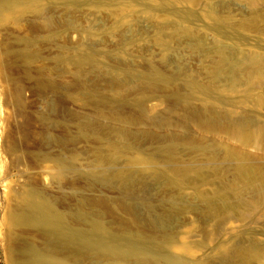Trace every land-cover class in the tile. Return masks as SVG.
<instances>
[{
  "label": "rangeland",
  "instance_id": "obj_1",
  "mask_svg": "<svg viewBox=\"0 0 264 264\" xmlns=\"http://www.w3.org/2000/svg\"><path fill=\"white\" fill-rule=\"evenodd\" d=\"M94 53L95 61H81ZM257 54L264 58L263 0H9L0 7V264H29L31 249L65 264H156L165 255L186 264H232L219 260L220 251L236 259V243L264 242V203L251 207L248 200L253 185L233 184L221 150L193 145L215 140L251 152V163L264 161V151L199 125L213 109H223L225 120L257 112L249 120L264 122V86L249 91L243 81L228 82L227 66L221 74L213 67L226 56L243 62ZM178 164L190 169L181 177L188 185L174 184ZM223 189L232 193L223 191L225 206L218 198L212 203L218 209L222 202L223 212L211 215L197 192L208 190L214 201ZM29 201L49 203L63 217L65 235L18 221ZM94 222L113 246L136 243L131 257L82 246L98 238ZM71 231L86 237L67 240Z\"/></svg>",
  "mask_w": 264,
  "mask_h": 264
},
{
  "label": "bare ground",
  "instance_id": "obj_2",
  "mask_svg": "<svg viewBox=\"0 0 264 264\" xmlns=\"http://www.w3.org/2000/svg\"><path fill=\"white\" fill-rule=\"evenodd\" d=\"M8 1L9 0H0V7H3L5 4H7L8 3ZM264 1V0H263ZM218 23H219V20L217 19V20H215V24H217L218 25ZM216 26V25H215ZM215 26H214V28H215ZM217 31V30H216ZM219 32V31H218ZM221 32V31H220ZM186 33V32H185ZM188 34H189V32H188ZM186 35V34H185ZM221 35H222V33H221ZM180 36V35H179ZM188 36H190V35H188ZM223 36V35H222ZM223 37H225V36H223ZM227 38V37H226ZM218 40V39H217ZM215 41H216V39H215ZM224 41V40H223ZM222 40H221V42H223ZM215 44V43H214ZM226 44V43H225ZM217 45H215L214 47H216ZM223 49V48H222ZM221 49V50H222ZM226 50V49H225ZM218 52H222V51H219V50H217V53ZM226 52V51H225ZM216 53V54H217ZM261 53V52H260ZM97 54V53H96ZM227 54L229 55V53H228V51H227ZM215 55V54H214ZM258 55V54H257ZM248 56V57H246V60L245 61H243V62H234L235 60L233 59V58H231L232 56L230 55V58L228 57V56H226V57H224V58H222L224 61H223V63L222 62H220V63H216L217 65L216 66H213L215 63L214 62H212V63H214V64H212V66L213 67H216V71L215 72H217V74H221V72H224V70H225V66H227V68H229V73L227 72L226 74H228L229 75V78L225 75V74H222V75H225L227 78H228V82L229 83H236L237 82V84L239 83V82H241V81H243V83L245 84V83H247L248 84V86H249V91H251L253 88H257V87H261V86H264V58H262V57H259V55L258 56ZM261 55H262V53H261ZM215 56H217V55H215ZM214 56V58L216 59V57ZM221 56V55H220ZM264 56V55H263ZM214 59V60H215ZM233 59V60H232ZM81 61L82 62H85V61H95V53L94 54H87V55H85L82 59H81ZM219 61V60H218ZM213 70V69H212ZM240 70H242L241 72H243V75H241L242 73H240ZM159 71V70H158ZM226 71V70H225ZM155 72H157V71H155ZM154 73V72H153ZM152 73V74H153ZM159 73H160V71H159ZM212 73H214V71L212 72ZM246 73V74H245ZM154 74H156V73H154ZM163 75H165V73L163 74ZM163 75H161V74H158L157 76H158V78H159V80H162V81H165V83L166 82H168L166 79H167V77L165 78ZM246 75V76H245ZM153 76V75H152ZM157 76L155 77V78H157ZM166 76V75H165ZM214 76H215V74H214ZM219 76V75H218ZM217 76V77H218ZM245 78H243V77ZM223 77V76H222ZM222 77H221V79H222ZM149 78V77H148ZM150 78H153V77H150ZM149 78V79H150ZM154 79V78H153ZM172 79V78H171ZM219 79V78H218ZM224 79V78H223ZM226 79V78H225ZM229 79H230V81H229ZM158 80V81H159ZM151 82H152V80H150ZM155 81V80H154ZM153 81V82H154ZM172 81V80H171ZM245 81V82H244ZM152 82V83H153ZM161 82V81H160ZM173 82V81H172ZM162 84H163V82H161ZM167 84V83H166ZM165 84V85H166ZM236 84V85H237ZM240 84V83H239ZM242 84V83H241ZM240 84V85H241ZM243 84V85H244ZM194 85V84H193ZM192 85V86H193ZM232 85V84H231ZM239 85V86H240ZM199 86V85H198ZM233 86V85H232ZM231 86V87H232ZM246 88V87H245ZM261 89H262V87H261ZM260 89V90H261ZM264 89V88H263ZM198 90V89H197ZM199 90H200V88H199ZM208 90V89H207ZM258 90V89H257ZM259 90V91H260ZM206 92V91H205ZM254 92H255V90L254 91H252V92H250V93H253L254 94ZM260 93H263V92H260ZM260 93H257L258 94V98H259V95H260ZM180 94V93H179ZM200 94V93H199ZM245 94H247V93H245ZM264 94V93H263ZM196 95H198V94H196ZM195 95V96H196ZM203 96V95H202ZM204 96H205V94H204ZM246 96H254V95H246ZM194 97V96H193ZM197 97V96H196ZM201 97V96H200ZM262 97H264V96H262V94H261V98ZM198 98V97H197ZM204 98V97H203ZM215 98V97H214ZM256 99L255 100H257V97H255ZM183 99V98H182ZM220 99V98H219ZM260 99V98H259ZM181 100V99H180ZM184 100H185V102H186V99L184 98ZM215 100V99H214ZM223 100V99H222ZM221 100V101H222ZM226 101L227 100H229V99H225ZM254 100V101H255ZM209 101V100H208ZM216 101V100H215ZM217 101H218V99H217ZM217 101H216V103H217ZM259 100H257V101H255V102H258ZM139 102V101H138ZM212 102H214V101H212ZM211 102V103H212ZM219 102V101H218ZM230 102L231 101H229V104H230ZM187 103V102H186ZM209 103V102H208ZM139 104V103H138ZM138 104L136 105V106H138ZM214 104V103H213ZM219 104V103H218ZM206 105V104H205ZM212 105V104H211ZM214 105H216V104H214ZM213 105V107H215ZM226 105H227V103H226ZM207 106V105H206ZM219 106V105H218ZM223 106V105H222ZM224 106H225V104H224ZM223 106V107H224ZM217 107V106H216ZM221 107V106H220ZM203 108V107H202ZM222 108V107H221ZM216 109V108H215ZM203 110V109H202ZM204 110H206V109H204ZM208 110V109H207ZM206 110V112H208ZM218 110H220V109H218ZM218 110H216L217 112H218ZM221 110H223V109H221ZM221 110H220V112H221ZM199 111V110H198ZM197 111V112H198ZM210 111V110H209ZM216 111H214V109H213V111H210L211 113H213V116H212V118H209V119H207L206 118V116L209 114H207L206 116H205V118L204 119H200L201 121H200V124L199 125H201V126H203V127H205L206 129L207 128H209L211 131H214V132H218V133H220V132H224L225 134H226V136L229 138V139H232V140H230L231 142L234 140L235 142H238L240 145H242V147L243 146H251L250 148H255L256 150H258V151H264V122L262 121V123H259V121L257 120L258 119V117H256L257 119H254L255 121L257 120V122H255L253 119H252V121H250L249 119L250 118H252L254 115L256 116V113L255 114H252L253 116L251 117V115H249V114H246V115H249L250 116V118H249V116H248V120L246 119L245 120V118H242V115H241V118H228L227 120H225V119H223V118H225V116L227 115V114H225V116L223 117V116H221L219 113L220 112H216ZM226 110H224V112H225ZM245 112V111H244ZM246 112H249V111H246ZM202 113V112H201ZM222 114H223V112H221ZM226 113V112H225ZM228 113V112H227ZM250 113V112H249ZM262 113V112H261ZM191 114V113H190ZM196 114V113H195ZM195 114H193V115H195ZM242 114V113H241ZM243 114H245V113H243ZM258 114H259V112H258ZM257 114V115H258ZM199 115H201V114H199ZM212 115V114H211ZM224 115V114H223ZM230 115V114H229ZM231 115H235V114H232L231 113ZM230 115V116H231ZM240 115V114H239ZM201 116H203V115H201ZM244 116V115H243ZM258 116H260V115H258ZM264 116V115H263ZM262 116V117H263ZM209 117H211V116H209ZM262 117H260L261 119H262ZM196 118V117H195ZM198 118V117H197ZM197 121V120H196ZM166 122H168V120H166ZM170 122V121H169ZM168 122V123H169ZM261 122V121H260ZM165 123V122H164ZM167 123V124H168ZM174 124V123H173ZM175 125H173L172 127H174ZM178 126V125H177ZM176 126V127H177ZM204 128V129H205ZM200 129H203V128H200ZM205 129V130H206ZM187 131H188V133H189V130L187 129ZM191 131V130H190ZM186 133V132H185ZM187 133V134H188ZM191 133V132H190ZM189 133V134H190ZM218 133H216V134H218ZM168 134V133H167ZM179 134V133H178ZM186 134V137L188 136ZM156 135V134H155ZM169 135L172 137V135L169 133ZM163 137H164V135H162ZM167 137H168V135H167ZM179 137V136H178ZM178 137H176V138H178ZM185 137V136H184ZM189 138L191 137V135L190 136H188ZM196 138L195 136H192L191 138ZM225 137V136H224ZM157 138H158V135H157ZM156 138V139H157ZM159 138H162V137H159ZM158 138V139H159ZM181 139L183 138V137H180ZM228 138H226V140L228 139ZM163 139V138H162ZM165 139H167V138H165L164 137V140ZM174 139V138H173ZM173 139H171V140H173ZM187 139V138H186ZM197 139V138H196ZM195 139V140H196ZM199 139V138H198ZM178 140H180L179 138H178ZM177 140V141H178ZM183 140V139H182ZM185 140V139H184ZM184 140H183V142H184ZM191 140V139H190ZM192 140H194V139H192ZM176 141V140H175ZM187 141L188 142H190V143H192L191 141H189V139L188 140H186V143H187ZM167 142V144H170L168 141H166ZM207 143H208V140L206 141ZM212 142H214V143H212V144H206V143H204V142H199V143H196V144H193L194 145V148H198V149H192L194 152H195V150H198V152H203V151H201V150H205V149H208L207 147H211L212 146V148L213 149H215L216 151L218 150V151H222L221 153H222V155L224 156H222L221 155V153H219L218 152V154H220L221 156H222V159H224L227 163L228 162H230L231 164V166H229V167H227V168H229V170L231 169V171L233 170L234 171V176H236V179H235V181H233V184H235L234 182H238V183H241V184H243V183H245V184H247L246 186H248V185H253L252 187H250V188H248V189H252V192L254 193L253 195L254 196H251L250 198L251 199H253V200H250V198L248 197V195H249V193L247 192V191H245V193H244V190H243V193L246 195V193H248V195H246L245 197L251 202V207H253L252 206V204H254V205H260V204H262V203H264V161L262 160V161H257V163L256 164H254L253 163V161H252V163L250 162L251 160H252V158H254V157H252V155H254V154H252L251 152V154L250 153H248V152H246V151H240V150H238L236 147H234V146H231V145H226V144H224V145H222L221 143H217V141H213L212 140ZM161 143V142H160ZM179 144L181 143V146H182V142H181V140L178 142ZM185 143V144H186ZM189 143V144H190ZM158 144H159V142H158ZM184 144V143H183ZM238 144V145H239ZM161 145V144H160ZM159 145V146H160ZM158 145H157V150H158V152H159V149L161 148H159L158 149V147H159ZM178 146V145H177ZM180 145H179V147H181ZM187 146H188V148L190 147L188 144H187ZM162 147H164V146H162ZM171 147V146H170ZM165 148V147H164ZM165 149H167L168 150V148H165ZM211 149V148H210ZM210 149H208V150H210ZM161 150H163V148H161L160 149V151ZM173 150V149H172ZM188 150V149H187ZM191 150V151H192ZM208 150H207V152L206 151H204L205 153H207L208 154ZM168 151H171V149H169ZM190 151V150H189ZM211 151V150H210ZM258 151H256V152H258ZM171 152H173V151H171ZM213 152V150L210 152V153H212ZM163 153V152H162ZM168 153V152H167ZM174 153V152H173ZM209 153V154H210ZM215 153V152H214ZM211 154V155H215V154ZM165 154H166V152H165ZM170 154V153H169ZM208 154V156H210ZM217 154V153H216ZM164 155V154H163ZM171 155H172V153H171ZM206 155V154H205ZM219 155V156H220ZM173 156V155H172ZM176 156V155H175ZM218 156V155H217ZM259 156H260V154H259ZM165 156H163V158H164ZM207 157V156H206ZM215 158H216V156H214ZM257 157H258V155H257ZM173 158V157H172ZM171 158V156H167V159L168 160H171L172 159ZM208 158V157H207ZM212 158V157H211ZM219 158H221V157H219ZM260 157H258V159H259ZM262 158V157H261ZM260 158V159H261ZM264 158V157H263ZM154 159V158H153ZM213 159V158H212ZM255 159H256V157H255ZM166 160V159H165ZM164 160V161H165ZM173 160H175V161H177L176 159H173ZM209 160H211V159H209ZM216 160H217V158H216ZM220 160V159H219ZM152 162V161H151ZM155 162V161H154ZM165 162H167V160L165 161ZM170 162V161H169ZM259 162V163H258ZM173 163V162H172ZM177 163V162H176ZM224 163V162H223ZM179 164H180V161H179ZM178 164V165H179ZM221 163H218V165H220ZM172 165V164H171ZM181 165V164H180ZM180 165H179V168H175V169H173V170H175L176 171V173H177V176H179L176 180H174V184L175 185H177L178 187H181L182 185H184V184H186V182H187V179L184 181H182L181 180V177L182 176H187V173H188V171L190 170L189 168H187V166L185 167L184 165V167L181 169V167H180ZM224 166V165H223ZM175 167V166H174ZM201 167V166H200ZM214 168V167H213ZM215 170L217 169L216 167L214 168ZM213 169V170H214ZM223 169H225V168H223ZM212 170V169H211ZM213 170H212V172H213ZM218 171H220L219 169H217ZM222 170V169H221ZM175 171H174V173H175ZM192 171H194V170H192ZM200 171V170H199ZM202 171H204V169L202 170L201 169V172ZM224 171V170H223ZM195 172H197V171H195ZM205 172V171H204ZM222 172V171H221ZM229 172V171H228ZM176 173H175V175H176ZM206 173V172H205ZM217 172H215V173H213V174H211V172H210V174H211V176H213L214 174H216ZM220 173V172H219ZM201 174H204V173H201ZM221 174V173H220ZM229 174V173H228ZM227 174V175H228ZM199 175V174H198ZM225 175V174H224ZM224 175H222V176H224ZM227 175H226V177H227ZM202 176V175H201ZM204 176H206V175H204ZM204 176H202V179H204V180H202V182H206L205 181V177ZM218 176V175H217ZM221 176V175H220ZM221 176V177H222ZM229 176V175H228ZM204 177V178H203ZM219 177V176H218ZM183 178V177H182ZM208 178V177H207ZM220 178V177H219ZM223 178V177H222ZM222 178H221V180H222ZM230 178H231V176H230ZM233 178V177H232ZM232 178H231V180H232ZM184 179V178H183ZM227 179H228V177H227ZM170 180V179H169ZM224 180H225V178H224ZM234 180V179H233ZM170 181H172V180H170ZM169 181V182H170ZM182 181V182H181ZM190 181V180H189ZM217 181H219V180H217ZM225 181H227V180H225ZM209 183V182H208ZM227 183H229V181L227 182ZM238 183H237V185H238ZM173 184V185H174ZM213 184V183H212ZM214 184H216V182L214 183ZM232 184V183H231ZM229 185L227 188L229 189V190H235L236 191V189L238 188V187H233L232 185ZM186 185H188V183L186 184ZM202 185V184H201ZM206 185H207V183H206ZM222 185H224V183L222 184ZM222 185H221V187H222ZM198 186V185H197ZM166 187H168V186H166ZM165 186H164V188H166ZM176 187V186H175ZM175 187H173V188H175ZM193 187H195V186H193ZM199 188H201L200 186H198ZM240 187V186H239ZM249 187V186H248ZM206 189H207V187H205ZM205 188H203L204 190H205ZM209 188V187H208ZM225 188V187H224ZM247 188V187H246ZM181 189V188H180ZM197 188H195L194 190H196ZM216 189H218V188H216ZM245 189V188H244ZM209 190V189H208ZM207 190V191H208ZM212 189L210 188V191H211ZM214 190H215V188H214ZM214 190H212V191H214ZM199 191V190H198ZM206 191V192H207ZM217 191V190H216ZM222 191V193H220L219 192V190H218V192L216 193V195H215V192H214V194L213 195H215V197H214V201H213V198L212 197H209L207 194H205V193H203V192H201V191H199V194H198V192H197V195H199L200 196V198L199 199H202L203 201H205V204H206V202H207V204H209L210 205V207H208V205H207V207H208V211L210 212H212V211H214V212H212L211 213V215H214L215 214V212H223V209H224V206H225V204H224V202H226V195H224L223 194V191H224V189L223 190H221ZM238 191H240V190H238ZM237 191V192H238ZM250 191V190H249ZM210 194L212 193V192H209ZM224 193H226L225 191H224ZM232 193V192H231ZM230 193V191L228 192V193H226V194H231ZM240 193H242V191L240 192ZM223 194V196H221V195ZM233 195V194H232ZM236 195V194H235ZM239 196H240V194H239ZM233 197H236V196H234L233 195ZM233 197H231L232 199H233ZM241 197V196H240ZM244 197V198H245ZM220 199L222 202H223V204H224V206L223 205H221L220 207H219V205H220V203H222V202H219V203H217V204H219L218 205V209L216 208V206H214L212 203H214L215 201H216V199ZM230 198V197H229ZM229 198H228V200H229ZM231 198H230V200H231ZM243 198V199H244ZM245 198V199H246ZM175 200V199H174ZM181 200V199H180ZM219 200V201H220ZM234 200V199H233ZM247 200V201H248ZM237 201V200H236ZM239 201H241V199L239 200ZM243 201V200H242ZM245 201V200H244ZM246 201V202H247ZM249 201H248V203H249ZM178 202V201H177ZM198 202H199V204H201L200 203V201L198 200ZM231 202V201H230ZM168 203V202H167ZM169 203H171L170 201H169ZM234 203V202H233ZM179 204V203H178ZM196 204H198V203H196ZM202 204H203V202H202ZM200 205L199 207H200V210H201V206L203 207V209L205 208L204 207V205L205 204H203V205ZM234 204H236V202L234 203ZM161 205V207H162V205L163 204H160ZM160 205L158 206V207H160ZM180 205L181 204H179V207H180ZM263 205V204H262ZM261 205V206H262ZM164 206V205H163ZM172 206V205H171ZM190 206V205H189ZM193 206H194V204H193ZM196 206V205H195ZM194 206V207H195ZM198 206V205H197ZM232 206V205H231ZM236 206H237V204H236ZM150 207V206H149ZM173 207V206H172ZM175 207H176V205H175ZM179 207H177V208H179ZM227 207V206H226ZM238 207V206H237ZM245 207V206H244ZM259 207V206H258ZM264 207V206H263ZM262 207V208H263ZM181 208V207H180ZM196 209H197V207H195ZM234 208V207H233ZM149 209V208H148ZM150 209H153V207L152 208H150ZM161 209V208H160ZM165 209V208H164ZM163 209V211H165ZM195 209V210H196ZM227 209H228V207H227ZM235 209V208H234ZM251 209V208H250ZM257 209V208H256ZM162 210V209H161ZM161 210H159V212L161 211ZM178 210V209H177ZM180 210V209H179ZM178 210V211H179ZM182 210V209H181ZM192 210V209H191ZM191 210H188V211H191ZM157 213H158V211L157 210H155ZM168 211H170V210H168ZM186 211V210H185ZM193 211V210H192ZM202 211V210H201ZM201 211H199V212H201ZM148 212V211H147ZM154 212V211H153ZM153 212H152V214H153ZM171 212V213H170ZM169 213L171 214V215H173V213H172V211H170ZM197 212V211H196ZM198 212V213H199ZM203 212H205V211H203ZM262 212V211H261ZM149 214L151 213V210H150V212H148ZM161 213V212H160ZM159 213V214H160ZM166 213V212H165ZM164 212H162V214H165ZM178 213V212H177ZM180 213V212H179ZM239 213V212H238ZM154 214H156V213H154ZM153 214V216L152 217H155V215ZM169 214V215H170ZM206 214H207V212H206ZM157 215V214H156ZM171 215H170V217H171ZM176 215V214H175ZM180 215V214H179ZM178 215V216H179ZM208 215V214H207ZM210 215V216H211ZM216 215V214H215ZM222 215V214H221ZM148 216H150V215H148ZM160 216H162V215H160ZM165 216H168V214H166ZM173 217V216H172ZM171 217V218H172ZM221 217V216H220ZM157 218V220H160V219H158V216L156 217ZM162 218H164V220H166V218L165 217H162ZM178 218V217H177ZM202 218H204V217H202ZM206 218H209L208 216L206 217ZM205 218V219H206ZM213 218V217H212ZM215 218H217V217H215ZM167 219H170V218H167ZM175 219V218H174ZM173 219V220H174ZM205 219H202V220H204L205 221ZM210 219V218H209ZM17 220L18 221H22V222H33V223H35V224H38V225H42V226H44V227H46L47 229H49L48 231H50V232H52V233H54V234H59V235H65L64 234V232H63V230H64V227H63V225H62V222H63V217L61 216V215H58V214H56L55 212H54V210L52 209V207H51V205L49 204V203H47V202H45V201H43V202H39V203H34L33 201H29L28 203H27V207H26V210H24L22 213H20L18 216H17ZM156 220V219H155ZM211 220V219H210ZM209 220V221H210ZM163 221V220H162ZM170 221V220H169ZM223 221H225V217H224V219H223ZM164 222V221H163ZM218 227H219V229H221V228H223V222L221 221V224L219 225L218 224ZM94 232L96 235H97V239L95 240V241H88V239H84L83 240V242L81 243L82 244V246H84V244H86L85 246H87V243H89L92 247H95V248H97L98 250H100V251H102V252H107L108 254H110V255H115V256H120V257H122V258H126V259H129L130 257H131V255L133 254V247H135L137 244L136 243H133L131 240H129L128 238L127 239H122L121 241H120V243H118V244H116L115 246H113L108 240H107V238L105 237V229L102 227V225H100L98 222H94V223H92V230H91V232ZM253 231V230H252ZM220 232V231H219ZM257 232V231H256ZM77 234H79V236H81L82 238H85L86 237V232H82V231H71L70 232V234H67L66 235V239L67 240H73L74 238H75V236L77 235ZM247 235V234H246ZM252 235H254V234H252ZM218 236V235H217ZM234 236H236V235H234ZM233 236V237H234ZM250 236H251V234H250ZM256 236V235H255ZM233 237H232V239H233ZM236 237H239V235L238 236H236ZM241 237H243V236H241ZM240 237V238H241ZM245 237H247V236H245ZM235 238V237H234ZM239 238V239H240ZM257 238V237H256ZM250 239V238H249ZM234 240V239H233ZM235 240H237V239H235ZM234 240V241H235ZM244 240H245V238H244ZM165 241H168V240H165ZM170 241V240H169ZM168 241V242H169ZM172 241V240H171ZM221 241V240H220ZM219 241V242H220ZM227 241H229V240H227ZM239 241V240H238ZM237 241V242H238ZM247 241H248V237H247V240H246V243H247ZM250 242L247 244V245H245L244 243H239L238 245H237V243L236 242H234V243H236V250H234V251H232L231 249V252H239L241 255L238 257V258H236V259H234V258H232L231 256H230V253L229 254H227L229 257H227V256H225L226 255V253H224V252H222V251H220L221 253H219V254H221L220 255V257H219V260H221V261H229V262H232V261H234L235 263H232V264H250L251 262H255V264H264V245H263V241H262V243L259 241V242H257V241H255L254 239H252V241H251V239L249 240ZM87 242V243H86ZM203 242V241H202ZM230 242V241H229ZM240 242V241H239ZM245 242V241H244ZM205 243V242H204ZM222 243H223V240H222ZM225 243V242H224ZM223 243V244H224ZM233 243V244H234ZM261 243V244H260ZM215 244V243H214ZM201 245V244H200ZM215 245H217V244H215ZM225 245V244H224ZM90 246V247H91ZM222 245L220 244V246L219 247H221ZM204 247H206V246H204ZM214 247V246H213ZM213 247H211V248H213ZM216 247H218V246H216ZM223 247V246H222ZM215 248V247H214ZM214 248L211 250V251H214ZM224 248V247H223ZM219 249H222V248H219ZM215 250H216V248H215ZM217 251V250H216ZM31 252H32V254H33V259L31 260V262H29V264H65V263H62V262H58V261H55V260H53L50 256H48L47 254H43V253H41V252H39L38 250H36V249H31ZM218 252V251H217ZM229 252V251H228ZM218 254V253H217ZM234 254V253H233ZM234 257V256H233ZM156 264H186V260L185 259H182V258H180V257H174V256H172V255H165L164 257H163V259L162 260H157V263Z\"/></svg>",
  "mask_w": 264,
  "mask_h": 264
}]
</instances>
